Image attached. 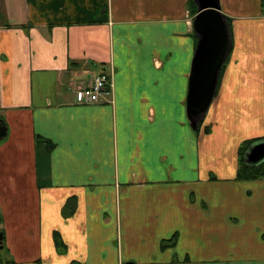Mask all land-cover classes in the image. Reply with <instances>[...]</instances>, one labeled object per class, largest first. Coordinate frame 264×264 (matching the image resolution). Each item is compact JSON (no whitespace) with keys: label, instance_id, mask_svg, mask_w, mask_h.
<instances>
[{"label":"crops","instance_id":"1","mask_svg":"<svg viewBox=\"0 0 264 264\" xmlns=\"http://www.w3.org/2000/svg\"><path fill=\"white\" fill-rule=\"evenodd\" d=\"M23 4L0 24L4 264H264V176L239 177L264 140L263 0H220L232 48L196 130L198 0ZM105 68L109 100L78 103Z\"/></svg>","mask_w":264,"mask_h":264},{"label":"water","instance_id":"2","mask_svg":"<svg viewBox=\"0 0 264 264\" xmlns=\"http://www.w3.org/2000/svg\"><path fill=\"white\" fill-rule=\"evenodd\" d=\"M198 12L193 26L198 36L194 53L187 115L194 130L206 116L216 95L221 68L232 48V38L227 16L222 12L220 0H198ZM8 135V127L0 118V140ZM245 159L256 165L264 161V140L253 143L246 151ZM4 231L0 230V251L4 250Z\"/></svg>","mask_w":264,"mask_h":264},{"label":"built area","instance_id":"3","mask_svg":"<svg viewBox=\"0 0 264 264\" xmlns=\"http://www.w3.org/2000/svg\"><path fill=\"white\" fill-rule=\"evenodd\" d=\"M112 73L102 71L88 80L75 84L74 92L76 101L82 104L102 102L112 92Z\"/></svg>","mask_w":264,"mask_h":264},{"label":"rangeland","instance_id":"4","mask_svg":"<svg viewBox=\"0 0 264 264\" xmlns=\"http://www.w3.org/2000/svg\"><path fill=\"white\" fill-rule=\"evenodd\" d=\"M23 3L24 0H0V24L5 21L21 20V15H26L25 5ZM94 73L92 71H84L81 75L89 79ZM82 81L83 80L80 79V82ZM0 229L2 228L0 227ZM2 255L5 260L9 258V256L5 252V249L2 250Z\"/></svg>","mask_w":264,"mask_h":264},{"label":"trees","instance_id":"5","mask_svg":"<svg viewBox=\"0 0 264 264\" xmlns=\"http://www.w3.org/2000/svg\"><path fill=\"white\" fill-rule=\"evenodd\" d=\"M263 7H264V0H263ZM264 9V8H263ZM263 138V137H262ZM262 138H256V139H251L245 143V145L241 148L240 154H241V168L239 172V177H246V178H258L264 176V161L261 162L260 164L252 165L248 163L245 158V152L249 145L254 142L255 140H259ZM52 143L49 144L51 146ZM69 205V201L67 202V205ZM2 223V215L0 213V224ZM1 230V229H0ZM56 241L57 243L62 245L61 237L56 233ZM3 257H2V251H0V264H4L3 262Z\"/></svg>","mask_w":264,"mask_h":264},{"label":"bare ground","instance_id":"6","mask_svg":"<svg viewBox=\"0 0 264 264\" xmlns=\"http://www.w3.org/2000/svg\"><path fill=\"white\" fill-rule=\"evenodd\" d=\"M260 141V140H259Z\"/></svg>","mask_w":264,"mask_h":264}]
</instances>
